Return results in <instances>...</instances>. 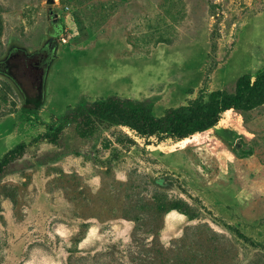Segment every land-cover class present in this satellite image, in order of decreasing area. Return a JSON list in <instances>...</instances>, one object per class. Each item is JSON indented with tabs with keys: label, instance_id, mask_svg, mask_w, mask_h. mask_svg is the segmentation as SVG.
<instances>
[{
	"label": "rangeland",
	"instance_id": "374dc122",
	"mask_svg": "<svg viewBox=\"0 0 264 264\" xmlns=\"http://www.w3.org/2000/svg\"><path fill=\"white\" fill-rule=\"evenodd\" d=\"M56 45L47 98L23 110L0 73V264H264V102L187 137L101 122L70 149L42 140L59 113L115 93L152 112L213 111L264 73V0H0V59Z\"/></svg>",
	"mask_w": 264,
	"mask_h": 264
},
{
	"label": "trees",
	"instance_id": "16d2710c",
	"mask_svg": "<svg viewBox=\"0 0 264 264\" xmlns=\"http://www.w3.org/2000/svg\"><path fill=\"white\" fill-rule=\"evenodd\" d=\"M56 45H42L29 49L23 45L11 47L5 57L0 59V73L10 78L17 86L23 98V110L38 113L46 103L48 77L52 58H56ZM264 102V73L255 79L248 73L241 75L237 81L236 95L213 111H197L186 114L183 109L168 108L164 115L152 112L149 99L124 97L115 93L99 99H81L59 113L56 128L52 133L43 132L42 140H48L57 147L50 155L56 157L59 152L70 149L71 140L87 137L101 122L118 123L136 129L144 135L169 134L184 138L217 123L229 108L257 105ZM37 138L31 142L18 145L0 160V180L7 174L23 167L30 148L37 144ZM242 239L264 250V243L253 240L250 236L237 230Z\"/></svg>",
	"mask_w": 264,
	"mask_h": 264
},
{
	"label": "flooded vegetation",
	"instance_id": "af4514ba",
	"mask_svg": "<svg viewBox=\"0 0 264 264\" xmlns=\"http://www.w3.org/2000/svg\"><path fill=\"white\" fill-rule=\"evenodd\" d=\"M44 45H46L47 47H50V44H49V43H46V42H45Z\"/></svg>",
	"mask_w": 264,
	"mask_h": 264
}]
</instances>
